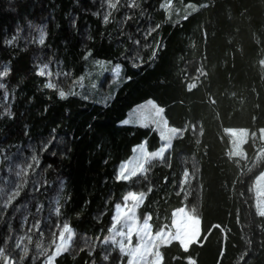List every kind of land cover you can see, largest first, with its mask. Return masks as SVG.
<instances>
[{"label": "trees", "instance_id": "16d2710c", "mask_svg": "<svg viewBox=\"0 0 264 264\" xmlns=\"http://www.w3.org/2000/svg\"><path fill=\"white\" fill-rule=\"evenodd\" d=\"M129 1L116 0L104 20V0H0V159L35 151L0 216V264H43L48 220L75 233L53 264H127L108 238L114 207L130 192L145 193L136 218H150L152 233L171 231L177 209L199 218V241L187 252L178 241L160 245L162 264H264L254 192L264 175V0H170L169 12L164 0ZM90 61L119 66L117 79L104 90L87 85ZM35 62L60 65L72 86L64 98ZM145 101L182 133L142 174L116 179L135 147H161L153 125L122 124ZM228 129L247 132L241 155L231 153ZM23 222L30 235L15 249Z\"/></svg>", "mask_w": 264, "mask_h": 264}, {"label": "rangeland", "instance_id": "374dc122", "mask_svg": "<svg viewBox=\"0 0 264 264\" xmlns=\"http://www.w3.org/2000/svg\"><path fill=\"white\" fill-rule=\"evenodd\" d=\"M115 6H116V0H104L102 5V16L104 20H106V18L114 10ZM127 7L133 8L134 0H130L128 2ZM161 7L165 11L169 12V10L171 9L170 0H164ZM126 19L127 17H125L124 20ZM44 38H45V32L44 29L41 28L37 32L36 40L41 43V39L44 40ZM146 39L147 36L143 37L142 41L136 40L133 42L132 52L134 55H137L139 46L142 45L143 42L146 41ZM34 66L36 73L39 76L46 78L47 84L53 85L50 88L54 89L58 94L60 93V91L67 93L71 89L72 86H70L69 77L62 71L59 64L49 65L48 63H44V62H35ZM109 67H110V63L105 61H90L88 73L87 75L82 77V79L85 80V83L87 85L96 86L99 84L102 90H104L107 84H110L117 79L119 73V66H113L111 71H109ZM41 71H43L44 73L43 75H41ZM106 72H110L109 75L106 77V79L100 81V77L102 75H105ZM4 74L5 72H3L1 76H4ZM122 124L139 125V126L151 124L158 131L162 143H161V147L153 152H149L146 149L145 143H142L139 146L135 147L133 149V154L130 156V158L120 163L116 168L115 178L119 180H124V179H120V173L122 169H124V175L127 176L128 179L136 175L142 174L144 172L146 164L149 161L155 159L160 160L164 157V154L168 151L170 147V141H171V140L167 141L162 139V132H164L166 128H170V127H168L166 121L162 117V110L157 106H155V104L152 101H145L142 104H139L135 108L130 110L127 114L126 119L122 122ZM225 132L230 136L231 139V153L233 155H241V145L246 139L247 132L245 130H234V129H228ZM261 136L264 141V133L261 132ZM166 145L167 147H165ZM161 149H164L162 155H157V156L153 155L154 153L161 152ZM34 158H35V151L33 149L25 148L22 151L19 150L13 154H10L7 158L0 159V216H2L3 212L8 208L10 203L16 200L18 195L20 194L22 188L25 185L27 174L30 170ZM133 171H135L136 173L135 175H132ZM184 176L185 178L187 177V175ZM254 192L257 196V209L259 210L260 213H264V175L263 174L259 175L256 178L254 182ZM128 194L129 193L125 194L121 202L118 203L121 206L120 208L121 215L118 223L114 220V216L117 214V209L116 207H114L113 217L111 219L112 224L108 238V242L115 243L120 253L123 255L126 254L121 252L120 250L119 244L121 241L124 242L126 248L134 249L137 246L141 245V240L136 235V231H138L143 227V221H144L143 220L139 222L138 219L136 218V211L138 207L141 206L143 200H141L139 204L134 208L135 220L133 221L127 219V216L125 214L131 215L129 209L133 205V201L125 200V197H127ZM55 206H57L56 203ZM184 209L185 208L177 209L173 211L172 214L174 212L184 213ZM177 219L179 221V227L176 230V235L178 234L181 235L182 231L188 229L191 231L193 230L194 232H197V230H199L198 219H193L187 216L186 213L179 215ZM44 224L45 225L42 227L41 231L39 232L40 242H46L48 247L52 248V254L44 260L43 264H53L54 258L59 254L65 252L61 250V252L57 254L56 248L58 246L61 247L62 249L66 247L68 250L70 248L75 233L73 230L70 229L69 232H64V240L62 241L60 238V234L61 232H63L64 226L67 225V223L64 222L58 223L57 221L53 222L48 220ZM113 224H115V231L112 230ZM129 225H132L134 229L130 244L128 243L126 237H121L120 235H118V233H120L121 231L126 233ZM30 228H31L30 226H25L24 222L22 223L23 235L21 239L18 238L14 242L15 249L22 247L23 245L22 240L27 239L29 237L31 230ZM174 231L175 229L171 227V232ZM152 235L155 236V233H152ZM69 236H71L70 240L68 239ZM170 243H165L161 245H167ZM140 255L141 253H137L135 256L126 255L128 258L127 264H129V261H131V264H144V261L140 260ZM147 259L152 260L153 257L148 256ZM3 264H12V263L10 262L9 259H4Z\"/></svg>", "mask_w": 264, "mask_h": 264}, {"label": "snow or ice", "instance_id": "6c2138e0", "mask_svg": "<svg viewBox=\"0 0 264 264\" xmlns=\"http://www.w3.org/2000/svg\"><path fill=\"white\" fill-rule=\"evenodd\" d=\"M41 43H43V39H41ZM43 71H41V75H43ZM49 87H52L53 85L49 84ZM196 85L192 84L191 87H189V90H191L192 88H195ZM61 98L65 97V93L63 91H60L59 93ZM182 132L181 129H177V128H166L164 132H162V139L170 141L172 139V137L177 136V135H181L180 133ZM262 133H264V130H261ZM167 147V145L165 146ZM164 149H161V152L159 153H154V156L157 155H162L163 154ZM135 171L132 172V175H135ZM185 175H187V173H185ZM120 179H128L127 176L124 175V169L121 170L120 173ZM145 196V193H135V192H130L128 194L127 197H125V200H131L133 201V205L132 207L129 209V212L131 213V215H127V219L129 220H135V212H134V208L139 204V202L141 200H143ZM117 209V214L114 216V220L118 223L119 219H120V208L121 206L118 204L115 206ZM195 210H193V213H189L187 211H185L184 209V213L187 214V216L193 218V219H199L195 214H194ZM184 213H180V212H174L172 214V220H171V227L173 229H175L174 232L165 231V228H167V225H164V227H160L156 230L155 232V236L152 235V230H151V225L149 224V219L150 218H145L143 221V227L141 229H139L138 231H136V235L140 238L141 240V245L137 246L136 248H126L124 245V242L121 241L119 244L120 250L121 252L125 253L126 255L129 256H135L137 253H141L140 255V260L144 261V264H162V260H163V256L162 253L159 251V247L161 244H165V243H170L172 240L178 241L179 245L181 246V248H183V250L185 252L188 251L190 245L197 243L200 239L201 236V230L199 231V233L195 236H193V238L189 241V243L185 244L178 235H176V230L179 227V221L177 219V217L181 214ZM261 215H264V213H261ZM112 230L115 231V224L112 225ZM133 226L129 225L128 226V230L127 232H123L121 231L120 233H118V235H120L121 237H126L128 243H131V237H132V233H133ZM69 228L67 225L64 226L63 232H61L60 234V238L63 241L64 240V232H69ZM68 239H71V236L68 237ZM105 242H107V238L105 240ZM115 242V241H113ZM143 249V251H142ZM61 250L63 251H67V248L64 247L63 249L61 247H57L56 248V253L59 254L61 252ZM151 256L153 257L152 260H148L147 257ZM129 264H131V261H129ZM189 264H194L193 261H191L189 259Z\"/></svg>", "mask_w": 264, "mask_h": 264}, {"label": "crops", "instance_id": "0c3cea01", "mask_svg": "<svg viewBox=\"0 0 264 264\" xmlns=\"http://www.w3.org/2000/svg\"><path fill=\"white\" fill-rule=\"evenodd\" d=\"M200 230H197V232H194L193 230H184L182 231L181 235L178 234V236L180 237V239L185 243H189V241L193 238V236L197 235L199 233ZM175 241V240H174ZM168 245V244H167ZM183 249V248H182Z\"/></svg>", "mask_w": 264, "mask_h": 264}]
</instances>
